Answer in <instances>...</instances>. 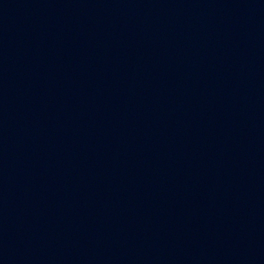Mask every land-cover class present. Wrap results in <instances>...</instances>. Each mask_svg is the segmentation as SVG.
I'll return each mask as SVG.
<instances>
[{
    "label": "water",
    "instance_id": "95a60500",
    "mask_svg": "<svg viewBox=\"0 0 264 264\" xmlns=\"http://www.w3.org/2000/svg\"><path fill=\"white\" fill-rule=\"evenodd\" d=\"M0 264H264V0H0Z\"/></svg>",
    "mask_w": 264,
    "mask_h": 264
}]
</instances>
